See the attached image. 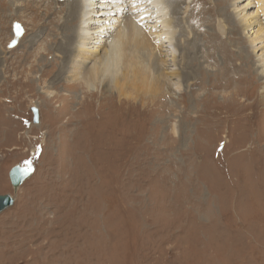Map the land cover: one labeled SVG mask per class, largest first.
Masks as SVG:
<instances>
[{
    "label": "rangeland",
    "instance_id": "obj_1",
    "mask_svg": "<svg viewBox=\"0 0 264 264\" xmlns=\"http://www.w3.org/2000/svg\"><path fill=\"white\" fill-rule=\"evenodd\" d=\"M222 1L194 4L191 35L173 24L189 76L158 96L64 81L52 22L67 0H0V194L15 197L0 264H264L263 50L249 47L258 26L236 31ZM16 164L33 173L15 192Z\"/></svg>",
    "mask_w": 264,
    "mask_h": 264
},
{
    "label": "bare ground",
    "instance_id": "obj_2",
    "mask_svg": "<svg viewBox=\"0 0 264 264\" xmlns=\"http://www.w3.org/2000/svg\"><path fill=\"white\" fill-rule=\"evenodd\" d=\"M198 1L67 0L65 5L56 7H65L66 13L58 10L59 16L52 22L55 29H58L55 30L53 36H57L56 40L60 39L57 42L65 58L56 71L57 75L69 83L85 82L89 85L106 83V88H110L114 83L113 85L121 95L131 88L142 89L144 87H148L158 96L165 93H171V95L181 93L182 78L189 75L185 74L180 67L181 61L186 58L182 56V51L187 49V42L181 43V50L178 49V43L182 42L177 38L178 34L182 33L178 28L189 31L187 35L192 34L188 27L193 22L191 18L195 17L193 15L194 4ZM233 1L232 5L236 10L235 18H233L236 31L240 27L242 31H246L258 26V29L254 31L255 35H250L249 47L254 52L263 50L259 58L264 62V18L252 16L250 11L248 12L253 0H248L246 3L243 2L245 0ZM254 2L258 6L257 11L264 10V0H254ZM74 3L75 5H72ZM218 5L226 8L227 0ZM182 9L184 13L188 12L189 16L186 19L182 17L177 19V17L175 20V15ZM52 13L53 15L58 14L55 11ZM174 23L181 26L177 28L173 26ZM43 33L37 30L32 40H37L36 37L43 36ZM14 35L16 40L20 37ZM191 39L192 44L188 43V48L195 52L197 47L199 48V42L196 36ZM243 57L249 63L253 59L252 52L248 51ZM68 58H70L69 62ZM150 60H154L153 67L150 66ZM194 68V72L200 71L197 65ZM249 70L253 72L251 68ZM220 71V81L216 83V86H221L219 84L223 81L222 85L228 88L232 83V77L228 76L225 80L223 79L224 68ZM246 71L250 72L248 69ZM104 76L108 79L107 82Z\"/></svg>",
    "mask_w": 264,
    "mask_h": 264
},
{
    "label": "water",
    "instance_id": "obj_3",
    "mask_svg": "<svg viewBox=\"0 0 264 264\" xmlns=\"http://www.w3.org/2000/svg\"><path fill=\"white\" fill-rule=\"evenodd\" d=\"M31 112L33 114V123H39L40 111L38 107L33 106L31 108ZM32 173L33 168L23 164H16L11 168V170L9 171V178L15 192L20 188L23 182L26 181L32 175ZM14 201L15 197L13 194H0V213L6 208L13 205Z\"/></svg>",
    "mask_w": 264,
    "mask_h": 264
},
{
    "label": "snow or ice",
    "instance_id": "obj_4",
    "mask_svg": "<svg viewBox=\"0 0 264 264\" xmlns=\"http://www.w3.org/2000/svg\"><path fill=\"white\" fill-rule=\"evenodd\" d=\"M16 29H17V34L20 33L21 31V26L19 24L15 25Z\"/></svg>",
    "mask_w": 264,
    "mask_h": 264
}]
</instances>
